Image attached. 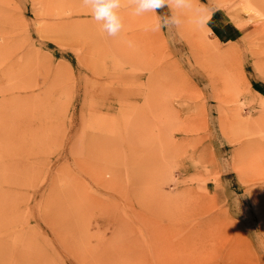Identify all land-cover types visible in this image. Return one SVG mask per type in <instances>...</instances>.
<instances>
[{
  "label": "rangeland",
  "instance_id": "obj_1",
  "mask_svg": "<svg viewBox=\"0 0 264 264\" xmlns=\"http://www.w3.org/2000/svg\"><path fill=\"white\" fill-rule=\"evenodd\" d=\"M133 8L0 0V264H264V0Z\"/></svg>",
  "mask_w": 264,
  "mask_h": 264
},
{
  "label": "clouds",
  "instance_id": "obj_2",
  "mask_svg": "<svg viewBox=\"0 0 264 264\" xmlns=\"http://www.w3.org/2000/svg\"><path fill=\"white\" fill-rule=\"evenodd\" d=\"M81 3L90 9L91 18L100 25L102 32L108 37H119L125 30L124 21L119 13L122 0H81ZM132 3L134 5L133 14L136 16L155 12L165 6L171 9L172 15L159 18V22L152 26L153 31L178 29L184 23L182 14L192 10V0H132ZM193 22L198 26H203L204 19L194 17ZM126 43L132 46L131 41H126Z\"/></svg>",
  "mask_w": 264,
  "mask_h": 264
},
{
  "label": "crops",
  "instance_id": "obj_3",
  "mask_svg": "<svg viewBox=\"0 0 264 264\" xmlns=\"http://www.w3.org/2000/svg\"><path fill=\"white\" fill-rule=\"evenodd\" d=\"M210 26L222 39H233L237 32L233 24L227 19L226 15L216 10L210 16Z\"/></svg>",
  "mask_w": 264,
  "mask_h": 264
},
{
  "label": "bare ground",
  "instance_id": "obj_4",
  "mask_svg": "<svg viewBox=\"0 0 264 264\" xmlns=\"http://www.w3.org/2000/svg\"><path fill=\"white\" fill-rule=\"evenodd\" d=\"M79 6H81V4H79ZM146 14V17H147V13H145ZM145 14H144V16H145ZM153 14V13H152ZM151 14V15H152ZM149 15V14H148ZM149 17V16H148ZM134 22V21H133ZM137 23V22H136ZM134 24H135V22H134ZM131 25H133L132 23H131ZM135 27H136V24H135ZM134 29H137V28H134ZM132 30H133V28H132ZM134 33H135V31H134ZM135 36H136V34H135ZM118 190V189H117ZM129 194L131 195V194H133V189L131 188V189H129Z\"/></svg>",
  "mask_w": 264,
  "mask_h": 264
}]
</instances>
